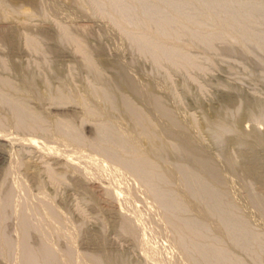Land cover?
I'll use <instances>...</instances> for the list:
<instances>
[{"label": "rangeland", "instance_id": "374dc122", "mask_svg": "<svg viewBox=\"0 0 264 264\" xmlns=\"http://www.w3.org/2000/svg\"><path fill=\"white\" fill-rule=\"evenodd\" d=\"M0 155V264H264V0H0Z\"/></svg>", "mask_w": 264, "mask_h": 264}, {"label": "bare ground", "instance_id": "6f19581e", "mask_svg": "<svg viewBox=\"0 0 264 264\" xmlns=\"http://www.w3.org/2000/svg\"><path fill=\"white\" fill-rule=\"evenodd\" d=\"M11 154H12V153H11ZM1 160H3V159H2V156L0 155V161H1Z\"/></svg>", "mask_w": 264, "mask_h": 264}]
</instances>
